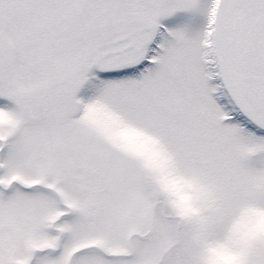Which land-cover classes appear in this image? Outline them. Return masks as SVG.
I'll use <instances>...</instances> for the list:
<instances>
[{
  "label": "snow or ice",
  "instance_id": "1",
  "mask_svg": "<svg viewBox=\"0 0 264 264\" xmlns=\"http://www.w3.org/2000/svg\"><path fill=\"white\" fill-rule=\"evenodd\" d=\"M0 264H264V0H0Z\"/></svg>",
  "mask_w": 264,
  "mask_h": 264
}]
</instances>
